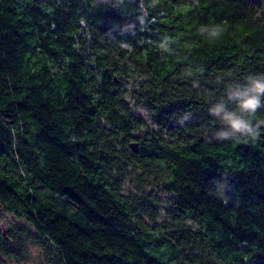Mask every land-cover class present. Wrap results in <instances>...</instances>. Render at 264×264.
<instances>
[{
    "label": "trees",
    "instance_id": "trees-1",
    "mask_svg": "<svg viewBox=\"0 0 264 264\" xmlns=\"http://www.w3.org/2000/svg\"><path fill=\"white\" fill-rule=\"evenodd\" d=\"M260 85L264 0H0V264H264Z\"/></svg>",
    "mask_w": 264,
    "mask_h": 264
},
{
    "label": "rangeland",
    "instance_id": "rangeland-1",
    "mask_svg": "<svg viewBox=\"0 0 264 264\" xmlns=\"http://www.w3.org/2000/svg\"><path fill=\"white\" fill-rule=\"evenodd\" d=\"M13 225H24L21 219L16 218L12 213L3 211L0 208V226L7 231ZM8 264H51L44 251L35 242L29 240L25 243V254L23 257L8 259Z\"/></svg>",
    "mask_w": 264,
    "mask_h": 264
},
{
    "label": "clouds",
    "instance_id": "clouds-1",
    "mask_svg": "<svg viewBox=\"0 0 264 264\" xmlns=\"http://www.w3.org/2000/svg\"><path fill=\"white\" fill-rule=\"evenodd\" d=\"M260 88H264V85H260V86H258V90H259ZM247 103H248L249 107H254V106H255V102L252 101V100L247 101Z\"/></svg>",
    "mask_w": 264,
    "mask_h": 264
},
{
    "label": "water",
    "instance_id": "water-1",
    "mask_svg": "<svg viewBox=\"0 0 264 264\" xmlns=\"http://www.w3.org/2000/svg\"><path fill=\"white\" fill-rule=\"evenodd\" d=\"M134 148V144L131 145Z\"/></svg>",
    "mask_w": 264,
    "mask_h": 264
}]
</instances>
